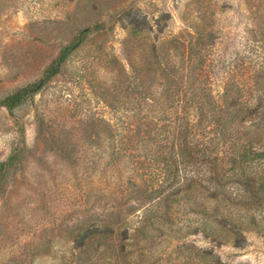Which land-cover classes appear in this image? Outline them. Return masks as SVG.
Segmentation results:
<instances>
[{
  "label": "rangeland",
  "instance_id": "rangeland-1",
  "mask_svg": "<svg viewBox=\"0 0 264 264\" xmlns=\"http://www.w3.org/2000/svg\"><path fill=\"white\" fill-rule=\"evenodd\" d=\"M86 29L39 93L12 112L0 105V264H264L263 121L213 141L212 182L205 167L180 168L181 184L215 195L197 188L155 217L134 200L160 177L125 155L113 166L103 128L129 122L124 68L180 62L189 41L215 97L230 83L264 108V0H0V102L41 80ZM255 82L262 97L250 98ZM108 222L113 233L89 238Z\"/></svg>",
  "mask_w": 264,
  "mask_h": 264
},
{
  "label": "trees",
  "instance_id": "trees-1",
  "mask_svg": "<svg viewBox=\"0 0 264 264\" xmlns=\"http://www.w3.org/2000/svg\"><path fill=\"white\" fill-rule=\"evenodd\" d=\"M91 33L90 29L82 31L76 43L62 49L41 80L8 95L0 105L12 112L39 93L59 73L69 55ZM181 45L184 51L181 52L180 62L170 57L165 61L141 60L135 64L130 63V73L124 68L120 84L129 91V108L125 111L129 122L124 128L104 122V140L109 138L107 142L111 144V164H118L125 155L136 159L134 165H145L151 173H156L161 179L160 184H157L159 186L147 184L144 193L135 198L134 203L139 210L152 204L157 208L165 204L170 206L180 198L192 202L193 190L197 188L201 191V188H205L208 193L215 195L216 192L202 186L203 184L199 186L193 178L184 179L181 184L178 177L180 168L192 167L196 171L206 169L205 172L211 174L207 182H212L215 180L212 178L213 164H210L208 159L212 156L213 141L233 132V129L237 133V127L251 118L256 117L259 122H264L259 116L264 108L260 105L247 106L244 88H237L233 92L229 90V83L225 85L222 95L215 97L208 76L195 72L199 66L191 57L194 45L191 41ZM251 95L250 98L262 97L257 82L251 90ZM248 139L249 143H254L258 138ZM235 149L232 155L234 159L241 161L243 145ZM245 153V156H248V152ZM138 157L143 158L144 162H138ZM172 174H175L173 182L165 187ZM156 207L150 212L154 217L157 213ZM115 230V226L108 222L101 227L94 225L87 229V232L93 231L89 237L93 238L99 233L105 235ZM203 231L210 234L207 230ZM80 237L76 240L81 241Z\"/></svg>",
  "mask_w": 264,
  "mask_h": 264
}]
</instances>
